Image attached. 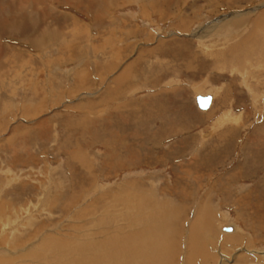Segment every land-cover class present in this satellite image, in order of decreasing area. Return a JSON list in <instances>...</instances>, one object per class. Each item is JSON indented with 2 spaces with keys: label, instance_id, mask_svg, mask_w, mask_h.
<instances>
[{
  "label": "rangeland",
  "instance_id": "obj_1",
  "mask_svg": "<svg viewBox=\"0 0 264 264\" xmlns=\"http://www.w3.org/2000/svg\"><path fill=\"white\" fill-rule=\"evenodd\" d=\"M261 1L108 0L107 4L101 3V6L98 2L93 4L90 7L93 12L91 17L83 16L85 9L82 4L88 2L79 4L82 13L76 7L61 3L60 9L73 11L81 26L85 24L82 26L84 30L79 28V32L75 31L80 39L73 44L87 49L86 53L83 55L78 47L72 46L74 50H70L71 53L62 50L59 54L56 51L59 42L48 41L41 53H32V56L38 54L42 57L45 54L46 60L56 61L53 65L47 61L46 66L38 65L39 69H35V64H25L15 69L10 65L11 68L0 72V82L6 83L5 88L0 85V92H3V88H9L8 94L0 98V250L15 256L11 261L13 264L21 263V256H26L28 252H35L36 245L34 249L31 244H38L42 236H48L43 234H57L64 238H67L64 234H72L76 237L79 234L75 230L80 224L91 229L92 221L101 223L99 213L121 218L119 212H116L117 215L105 204L112 203L114 195L111 194H117L125 184L130 183L127 185L130 187L135 182L145 189L153 186L154 191L148 192L155 195V199L160 197L172 204L175 202L174 205L181 208L178 230L182 238L176 237L174 264H183L189 224L194 212L197 213L198 205L207 199L217 214L213 232L219 239L213 243L214 252L224 256V264H264V228L257 229L260 221L264 223V36H253L251 33L255 22L250 17H257L260 11L243 14ZM236 12L243 14L240 17L245 23L241 26L244 29L240 27L233 37L227 38L217 33L205 38L184 35L186 32L198 35L199 28H206L221 18L228 19ZM99 22L103 24L98 32ZM71 29L60 37L64 45L68 46L67 41L73 40V32L69 34ZM237 44L244 48L234 51L240 47ZM141 54L144 58L136 67L139 78L138 72L133 73L134 88L127 89V93L121 96L116 93L112 97L114 100L109 99V106L128 100L125 109L128 117L114 112L112 120L106 111L114 107L104 110L107 107V103H104L84 119L88 110L73 106L86 98L92 100L89 91L103 90L112 77L118 75L128 62L131 65ZM57 60L61 62L57 63ZM84 60L90 64H85ZM112 61L117 66L106 70L104 65ZM100 62L104 65L101 66ZM3 71L8 72L5 74ZM83 73L94 78L96 83L83 90L76 89ZM99 75L106 77L101 80ZM169 82L175 85L171 84V88L165 86ZM159 90L163 95H168L160 96L162 92ZM207 93L214 94L213 104L209 109L202 110L195 96ZM143 98L149 101H144L141 108L138 100ZM134 100L137 102L134 103ZM25 107L30 111L26 112ZM94 118L103 119V125ZM124 119L127 123L125 128L120 122ZM140 119L146 122L139 123ZM81 120L90 122L88 126L95 130L90 143L85 139L88 146L83 149L90 164L72 157V152L77 151L75 142L84 139L86 134L82 135L80 127L73 130L68 127L78 126ZM178 127L180 131L187 132L178 131V135H172ZM227 128H230V132L235 129L233 139L221 138V132ZM110 131H120L118 136L121 138L109 137ZM41 133L46 135L43 139L40 138ZM201 133L208 136L201 137ZM190 134L195 139L181 144V148L178 139ZM87 136L91 134L87 133ZM69 137L70 142L67 140ZM141 138H145V145L154 150L149 149L147 155L141 151V157H138L142 158L138 160L140 163L123 164L122 161L112 168L111 159H104L107 149L103 144L106 142L115 144L117 153L121 151L119 146L138 152ZM175 141L178 143L173 144ZM186 172H190L191 177L184 175ZM77 185H83V189ZM104 195V204L96 205L95 216L87 215L81 220L77 217L81 208H86L97 197ZM122 206L118 208L120 213L125 210ZM145 215L148 216V213ZM221 222L228 223L226 226L236 224L244 233H219L222 231ZM111 226L114 227L113 224Z\"/></svg>",
  "mask_w": 264,
  "mask_h": 264
},
{
  "label": "bare ground",
  "instance_id": "obj_2",
  "mask_svg": "<svg viewBox=\"0 0 264 264\" xmlns=\"http://www.w3.org/2000/svg\"><path fill=\"white\" fill-rule=\"evenodd\" d=\"M105 1H107V2H104L103 0H0V72L3 69L7 70L10 67V65L13 69H15V67H18V66L21 67L25 64L26 65L27 64H32V65L35 64V69H37L38 67H40L38 65H42V67H43V66L47 65L46 64L47 62L54 64L56 61L51 62L50 59L46 60L45 54H43L42 57L37 56L38 54L34 55V57H33L32 53H38V52L41 53L40 51H42L43 46L48 41L59 42L58 46H57L58 48L56 49V51H58L57 53H59V54H61L62 50H69V51L74 50L72 46H74V47H78V46L74 45L73 43H75L77 40L80 39V35L78 36V34H76V33L79 32L78 31L79 28L84 30V28L82 26L85 25L84 24L81 26V24H80L81 21H79L75 17V13L73 11L68 10L67 8L66 9L61 8L62 9L61 10L60 9V6L62 5L61 3L68 4L67 6H69V7H76V8H78V11H79L80 10L79 4L82 2H88L89 4H82L83 9H85V12H83V16L91 17L93 12L90 9V7H93L92 5L95 4L96 2H98L99 5L101 3L107 4L108 0H105ZM100 6H98V7H100ZM253 6L254 7L252 9L245 11V12L243 11L244 12L243 14H249L250 12L252 13V11H255V10L260 11V13L257 15V17L256 16L250 17V18H254V22H255L254 23V26H255L254 30L251 31V33L253 34V36L254 35L257 36V34L264 36V0L259 2V3H256V5H253ZM63 9L65 11H63ZM69 12H71V13L69 14ZM94 12H98V11H94ZM102 12H105V11L103 10ZM80 13H82L81 10H80ZM243 14H241V12H236V13L231 14L230 15L231 17L230 16L227 17L228 19L221 18L218 20L219 22H217V23L209 25L206 28H199L200 30H197V31H199L198 35H196L195 32H192V33L186 32V33H184V35L186 37L187 36L188 37L193 36V37L205 38V37H209L211 35L215 36V34H211V33H217L218 35L222 34L227 38L231 37L233 34L236 35L237 31H239V28L244 25L245 22H244V20H242L243 17H240ZM255 14L256 13H254V15ZM102 24H100V22H99V24H97L98 32H99V30H101ZM71 28H73L74 30H72ZM241 28L244 29V27H241ZM69 29H71L69 34H71V32H73V34H71L73 37V40L71 42L67 41L69 43L67 46V45H64V43H63L64 41L60 42V40H61L60 37L62 35L67 34L68 32H66V31ZM75 31H78V32H75ZM208 31H210V32H208ZM83 39H84V36H83ZM242 44L246 47L245 42H243ZM237 45L240 47H238L236 50L233 49L236 52L240 51L239 49H241L243 47V46L241 47V45H239V44H237ZM88 46H90V45L88 44ZM99 46H98V48H99ZM164 47H166V46H164ZM78 49H79V51H81V53L83 55L87 51V49H83V47L81 48V46L78 47ZM241 51H243V50H241ZM70 53H71V51H70ZM246 54H248L247 51H246ZM142 56L143 55L141 54L138 58H136L137 59L136 61H135V59L133 62L130 60L132 62V64L130 65V62H128L127 65H129V66L126 65V67L120 73H118V75H115L114 77H112L111 82H108V85H106V87L103 90H101V91L99 90L100 92H97V91L90 92L89 91L90 94H88V95H91V97H93L92 100L89 101L86 98V100H85L86 102L84 101V102H81L80 104H75V106H73V107H75V109L83 108V110L84 109L88 110L87 114L85 113V116L83 117L84 119L91 116V114L94 113L95 109L97 107H99V105H101V104L107 103V105H106L107 107H105L104 110H107L109 107H112L113 105L109 106L111 104L110 103L111 101H109V99L111 98L112 100H114L115 98H112L113 95H115L117 93V96H118V93H119V96H121L122 93H127V89L134 88V87H132L135 83L133 81V76H134L133 73L136 74L139 71V69L136 70V67L140 64V61L142 60V58H144ZM58 62L60 63L61 61L57 60V63ZM84 62L87 65L90 64L89 61L84 60ZM91 62H93V61H91ZM101 62L103 63L104 61H101ZM102 63H101V66L104 65ZM258 64L261 65V63H258ZM52 65H50V66H52ZM57 65H59V64H57ZM104 66H105L106 70L107 69L112 70L117 66V64L112 61L109 64H106ZM233 69H236V68H233ZM3 72H5V71H3ZM7 72H5V74H7ZM1 73H0V77H1ZM139 74L140 73L138 72L137 78H139ZM102 75H99L101 77V80L104 79V77H106V76H102ZM82 76H83L82 79H78L79 85L75 84V86L77 85L76 89L83 90V88L85 89V88L92 87L93 85H95L96 81L94 80V78H89L88 75L85 76V73H83ZM81 77L79 76L78 78H81ZM11 78H13V77H11ZM156 80H160V79H156ZM1 82H0V85H3V87L5 88L6 83L4 85ZM173 83L174 82H169L165 86H168L169 88H171L172 85H175ZM87 85H89V86H87ZM160 86H163V85H160ZM4 88H3V92L2 91L0 92L1 93L0 98H3L6 96V94H8L7 92L9 90V88L7 90H4ZM41 88L43 89V85L41 86ZM102 88H103V85H102ZM164 88L167 89V87H164ZM54 90H55V88H54ZM159 91H161V90H159ZM165 91H167V90H165ZM174 92H177V89H174ZM43 93L44 92H42V94ZM208 94H210V93L202 94V95H208ZM45 95H47V94H44V96ZM165 95H168V94L166 93ZM165 95H163V92H162V95H160V96H165ZM211 95L213 96V99H214V94H211ZM169 96L172 97L170 94H169ZM169 96L168 97L166 96V97L169 99ZM196 96H195V100H196ZM59 97H60V95H59ZM59 97L58 98L56 97V98L59 99ZM123 98H125V97H122V99ZM152 99H154V98H152ZM124 101L123 102L121 101L116 106H113L114 108H112L111 111L109 109H108V111H106L107 113H109L111 115L110 116L111 119L114 116V112L115 113H122L121 116L123 115L124 117H128V114L125 113V109L128 106V100L126 102H124ZM144 101L148 102L149 100H147L146 98H145V100H144V98L141 100H138V104H139L138 106L139 107L141 106V108L144 107V105H142L144 103ZM112 102H114V101H112ZM133 102L135 103L137 101L134 100ZM212 104H213V101H212L211 105ZM120 107H121V110L119 109ZM117 109H119V110H117ZM24 110L26 112L30 111V109L27 107H25ZM140 110L141 109L139 108V112H140ZM118 111H120V112H118ZM131 111L132 110H130V112ZM134 111H135V109H134ZM140 114H141V112H140ZM107 118H108V122L110 123L109 116H107L106 119ZM98 119H100V118H98ZM235 119H237V115H236ZM94 120H95V118H94ZM102 120L96 119L95 121H97V123L100 124V122ZM114 121H115V119H114ZM225 121H227V120H225ZM42 122H41V124H42ZM120 122L123 123V125H124L123 128H125L127 126L126 119H124L123 121H120ZM129 122H131V121H129ZM138 122H136V123H138ZM144 122H146V121H144ZM144 122L142 121V119H140L139 123H144ZM163 122H165V120ZM45 123L47 124L46 120H45ZM89 123L90 122H88V121L81 120V122L78 126H73L70 123L71 126L68 127L69 130H73L74 127H80L79 130L81 131V133H83L82 135L86 134L85 135L86 137L84 139H82L83 137L81 136L82 138H79V139H82V140L75 142L76 146H77L76 149L78 152L77 151L74 152L75 150L72 152V157L74 159H76V158L79 159V161L82 160L84 162V164H87V163L90 164L88 162V159L85 157L87 155H84V153H83V149H85V146H88L87 144H85V139H88V141L90 143V141L94 137L93 135L95 133V130L92 128H91L92 129L91 130L90 127L88 126ZM97 123H94V125L96 124L95 127L97 126ZM101 124H102V122H101ZM99 126H101V125H99ZM152 126H153V124H152ZM236 126H237V124H236ZM42 127H43V125H42ZM92 127H93V125H92ZM97 128H98V126H97ZM140 128L142 129V127H140ZM108 129L110 130V126ZM229 129L230 128H227L226 131H224V132L223 131L221 132V130H220V132L222 133L221 138L224 139V137H227V138L231 137L233 139L234 133H236L235 129L231 130V132ZM93 130H94V132H92ZM183 131L187 132V130H182L180 132H183ZM149 132H151V131H149ZM87 133L91 134V136L90 137L87 136ZM119 133H120V131L115 132V133L114 132L112 133L110 131V133H108L109 134L108 136L109 137H111V136L120 137V136H118ZM193 134L187 135L188 137L186 136V137H181L178 139V140H180L179 143H180L181 148H182L181 144L184 145L186 142H190L192 140L191 138L195 137ZM71 135H73V134L71 133ZM172 135H178V132H174V134H172ZM202 135L208 136L206 134L201 133L200 136L202 137ZM44 136H46V135L45 134L43 135V133H41L40 138L43 139ZM74 136H75V134H74ZM182 136H184V135L182 134ZM116 137H115V139H116ZM168 137L169 136H166V138H168ZM101 138H102V136H101ZM98 139H100V138H98ZM141 139H142V141H141ZM141 139L138 141L140 144V146H139L140 150L138 152L130 149L129 147L126 148V147L119 146V150H121V151L118 150L119 152L117 153V151L115 150V147H114L115 144L114 145L110 144V141H108L109 143L106 142L105 144H103V145H105L104 147H106V149H107L106 150L107 156L105 155L106 157L104 159H106L108 161L111 159L110 161L113 164L112 168H114L117 164H120L122 161H124V162H122L123 164L124 163L125 164H127V163H138L140 160H142V158L138 159V157H141V155H140L141 151H145V154H146V152L149 149H152V151L154 150V148H150L149 146L145 145V142H146V141H144L145 138H141ZM67 140H68V142H70L71 141L70 137L67 138ZM111 140H112V138H111ZM177 141L172 142V143L173 144L178 143ZM115 142H117V141H115ZM113 143H114V141H113ZM141 143H142V145H141ZM171 147L172 146H170L168 149H170ZM166 148H167V146H166ZM175 149L176 148L174 147V150ZM175 153H176V151H175ZM258 153H259V151H258ZM103 154H105V153H103ZM145 154H142V155H145ZM216 154H217V152H216ZM173 155H175V154H173ZM122 156H125V158L120 159V157H122ZM213 159H215V158H213ZM84 164H82V165H84ZM184 175L190 176L191 174H190V172H186ZM231 177H233V176H231ZM133 182H134V180H133ZM129 184L130 183L125 184V186H123L122 189L118 190L117 194H111V195H114L112 197V200H113L112 203H106L105 204L108 207H110L113 212H115V213L119 212V217L121 216V218H118L117 216L111 217V215L107 216V215H103L104 213H99L100 216L98 217V219L100 220L101 223H97V222H95V220L92 221V227L90 226L91 229H88V227H86L84 224H80V226H77L78 228L75 230L77 232V234H79L76 237L72 234H69V235L64 234V236H67V238L58 236L57 234L54 236L50 235V234H43L45 236H47V235L48 236L47 237L42 236L41 237L42 240L39 241L38 244H36V243L31 244L33 247H34V245H36L35 252L30 250L31 252L30 253L28 252V254H26V256H21V258L19 257L21 260V263H19L20 262L19 261L18 264H174L176 237L179 236V239L181 237V235H180L181 232H179V230H178V224L180 222V217H181V215H180L181 208L178 205L175 206L174 205L175 202H174V204H172L170 201L164 200V199L162 200V198L157 197V196L156 197L159 200L157 198L155 199L154 198L155 195L152 196V195H150L151 193L148 192V190L154 191L153 186L151 188L148 187L149 189H145L144 187H142V186L140 187V185L136 184V182L131 183L133 185H131L130 187H127V185H129ZM78 187H80V186H78ZM82 187H83V185L80 188H82ZM115 193H116V191H115ZM95 197H97V196H95ZM105 198H106V196L104 195L103 197H100V198L97 197L95 202L91 201L92 204H88L86 206V208H84V209L81 208V210L78 211L77 217L80 218V220H81L82 218L85 219V216H87V215L93 214L95 216V214H96L95 212H97V206L96 205H100L99 203H101V202L104 204ZM207 198H209V197H207ZM205 200H206V198H205ZM107 201H105V202H107ZM208 201H209V199H207L206 202L204 201V203L202 202V205H198V207L196 209L197 213L194 212L193 218L189 224L188 235L186 237V245H185L186 248L184 249L186 252L184 255V259H182V260H184L183 264H224L225 263L224 256L220 255L221 254L220 252H217V254L214 252V244H215L214 242L219 239V238H217V236L215 234L216 232H213L214 225L216 224L215 217H217V214H216V211L212 208L213 204L208 203ZM210 204L212 205V207ZM120 205H123L122 208H124L126 210V214H125L124 209H123L124 211L120 213V209H118ZM98 210L100 211V209H98ZM144 210L148 213V216L145 215L147 213H145ZM120 220L123 222L120 223ZM221 223L222 224L220 225L221 226L220 228L222 231H220L219 233L223 232L224 234L226 233L228 235L234 234L235 232H238V231L241 233H244L243 231L240 230V228L236 224L235 225L229 224L230 226L233 227V231H232L233 233L232 232H225L223 228L228 227L229 225L226 226V224H228V223H225V222H221ZM11 224H13V223H11ZM111 224H113L114 227H112ZM263 224L264 223H262L260 221L259 225L257 226V229H263L264 228ZM12 226L14 227V225H12ZM92 228L96 231H94ZM110 228H112V229H110ZM252 229L255 230L254 227H252ZM89 230H90V232H89ZM47 232H48V230H47ZM55 233H58V232L55 231ZM55 233H53V234H55ZM74 234H75V232H74ZM219 235H221V234H219ZM73 238H74V240H73ZM180 240H178V241H180ZM227 240H229V239H227ZM235 243H238V242L236 241ZM34 249H35V247H34ZM14 258H15V256H13V254H10L8 252H3L2 250H0V264H13L11 261H14ZM14 264H16V263H14Z\"/></svg>",
  "mask_w": 264,
  "mask_h": 264
},
{
  "label": "water",
  "instance_id": "obj_3",
  "mask_svg": "<svg viewBox=\"0 0 264 264\" xmlns=\"http://www.w3.org/2000/svg\"><path fill=\"white\" fill-rule=\"evenodd\" d=\"M212 101H213V96L211 94H208V95L198 94L196 96V103H197L198 107L202 110L209 109ZM223 229L226 232H232L233 231L232 226H228V227H225Z\"/></svg>",
  "mask_w": 264,
  "mask_h": 264
},
{
  "label": "crops",
  "instance_id": "obj_4",
  "mask_svg": "<svg viewBox=\"0 0 264 264\" xmlns=\"http://www.w3.org/2000/svg\"><path fill=\"white\" fill-rule=\"evenodd\" d=\"M185 84H186V83H185ZM186 85H187V86H189L188 84H186ZM175 129H178L176 132L180 131V130H179V129H180L179 127H178V128H175ZM175 129H174V130H175ZM156 130H157V129H156ZM158 131H160V132H161L162 130H161V129H159Z\"/></svg>",
  "mask_w": 264,
  "mask_h": 264
}]
</instances>
